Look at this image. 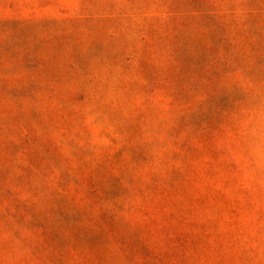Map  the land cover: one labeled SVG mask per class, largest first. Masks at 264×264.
Wrapping results in <instances>:
<instances>
[{"label": "rangeland", "instance_id": "1", "mask_svg": "<svg viewBox=\"0 0 264 264\" xmlns=\"http://www.w3.org/2000/svg\"><path fill=\"white\" fill-rule=\"evenodd\" d=\"M0 264H264V0H0Z\"/></svg>", "mask_w": 264, "mask_h": 264}]
</instances>
